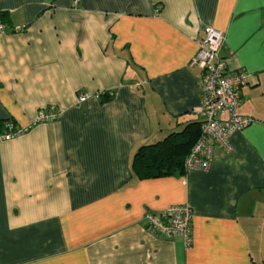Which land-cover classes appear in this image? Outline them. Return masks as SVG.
I'll use <instances>...</instances> for the list:
<instances>
[{
    "label": "crops",
    "instance_id": "1",
    "mask_svg": "<svg viewBox=\"0 0 264 264\" xmlns=\"http://www.w3.org/2000/svg\"><path fill=\"white\" fill-rule=\"evenodd\" d=\"M79 1L0 0L22 28L0 35V127L60 112L0 139V264H264V0ZM207 28L249 73L238 112L256 122L208 171L139 180L140 147L201 121ZM178 204L191 247L144 226Z\"/></svg>",
    "mask_w": 264,
    "mask_h": 264
},
{
    "label": "built area",
    "instance_id": "2",
    "mask_svg": "<svg viewBox=\"0 0 264 264\" xmlns=\"http://www.w3.org/2000/svg\"><path fill=\"white\" fill-rule=\"evenodd\" d=\"M76 6L80 4L75 0ZM22 28L9 29L0 12V35L19 33ZM225 43L224 34L215 29H205L198 41V52L191 61L192 67L203 72L201 85L202 102L199 108L201 116L202 137L196 143L186 159L187 171H208L217 149L228 153L232 151L231 139L236 133L244 131L256 120L242 116L238 110L241 105L242 91L249 82L246 70L232 72L222 56ZM87 98V95H81ZM226 114L227 117L222 116ZM60 112L54 106L39 111L31 127H18L11 121H4L0 127V139L10 141L25 135L33 126L57 120ZM194 212L189 204H178L156 214L149 213L144 218L147 231L167 240H181L186 247L193 244Z\"/></svg>",
    "mask_w": 264,
    "mask_h": 264
},
{
    "label": "trees",
    "instance_id": "3",
    "mask_svg": "<svg viewBox=\"0 0 264 264\" xmlns=\"http://www.w3.org/2000/svg\"><path fill=\"white\" fill-rule=\"evenodd\" d=\"M109 96L102 101L109 100ZM202 137L201 121L188 125L180 133L138 149L132 162V172L139 180L181 177L187 173L185 162Z\"/></svg>",
    "mask_w": 264,
    "mask_h": 264
}]
</instances>
